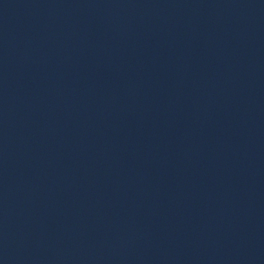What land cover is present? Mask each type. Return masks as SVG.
Returning a JSON list of instances; mask_svg holds the SVG:
<instances>
[{
    "label": "water",
    "instance_id": "1",
    "mask_svg": "<svg viewBox=\"0 0 264 264\" xmlns=\"http://www.w3.org/2000/svg\"><path fill=\"white\" fill-rule=\"evenodd\" d=\"M0 264H264V0H0Z\"/></svg>",
    "mask_w": 264,
    "mask_h": 264
}]
</instances>
